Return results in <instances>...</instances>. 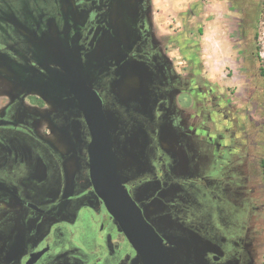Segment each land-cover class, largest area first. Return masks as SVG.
Returning a JSON list of instances; mask_svg holds the SVG:
<instances>
[{
	"label": "rangeland",
	"instance_id": "1",
	"mask_svg": "<svg viewBox=\"0 0 264 264\" xmlns=\"http://www.w3.org/2000/svg\"><path fill=\"white\" fill-rule=\"evenodd\" d=\"M73 1L75 5L79 3V0ZM156 2L160 3L158 0ZM80 4L86 5V8L76 6L75 9L68 8L62 12L63 15L67 13L70 18L65 22L53 24L54 19L48 20L42 30L44 42L34 49V61L71 64L79 75H88L100 81L105 79L109 84L127 77L119 83L123 85L125 96H117L128 99L121 102L113 95L106 110L117 151L120 176L124 183H137L134 195L148 219L166 238L173 264H215L212 256L222 255V252L216 250V244H221L223 234V199L216 178L222 176L221 165L232 157L230 153H238L246 146L245 124L239 110L244 103L243 97L252 92L253 86L264 95V0H240L232 3L223 0H197L185 12L184 19L190 24L183 28V32H186L189 42H194L187 48L192 46L196 50L197 67L194 68V62H184L182 67L189 69L184 82L190 83L191 77H196V82L204 93L202 116L198 120L199 136L196 139L198 146L205 151H192L198 146L192 139L194 137L186 136L184 144L188 151H176L178 162L172 167V175L163 174V179L158 180L152 179L155 173L152 164L153 161L157 163L158 155L155 151L146 150L151 149L147 130L157 114L153 113V107H157L162 100H167L166 96L170 102L173 101V93L160 87L163 79L159 73L169 67V61L161 55L164 48L169 47L173 52L175 45L169 42V36H166L168 34H164L162 29L159 34L153 26L156 14H153L152 0H80ZM104 5L107 7L103 8ZM243 9L249 16L244 18L246 23L238 30L226 22V17L232 14L240 23L245 17ZM21 12L22 7L16 0H0V43L16 35L14 29L5 24V18ZM253 13H256L257 20L251 24L250 14ZM73 14L79 16L73 18ZM195 15L198 19L194 20ZM90 17L95 18V22H89ZM160 17L163 20L167 18L163 15ZM74 33H79L80 36L73 38ZM228 47V50L224 49ZM153 50L157 59L149 60ZM0 59L3 58L0 56ZM153 63H156L155 67ZM18 64L20 65L13 62V67ZM152 69H155L154 73ZM44 78L49 80L50 85L52 83L51 93L55 96V102L49 101L51 107H44L43 114L51 111L55 113V123L62 132L65 131L61 135L55 130V140L59 142L55 141V144H60L57 145L58 150L66 153L58 170L55 169V177L63 185L65 183L69 186V193H61L59 198L61 201L76 198L75 205L72 204L71 207L74 215L79 213L80 207H88L87 202L90 200L98 203L88 183L87 145L90 137L83 123L82 112L68 91L62 75L51 71ZM27 80L36 85L43 82L38 77H28ZM139 83H142V88L137 98L138 90L135 89ZM90 84L98 90L91 82ZM154 84L160 86L154 88ZM23 100L18 101L22 109ZM233 100L236 101V109L232 105ZM6 102L9 104L12 100ZM27 106L31 114L40 115L36 106ZM165 106L166 104H161L160 109ZM250 110L255 124L264 127L263 106L257 107L251 103ZM125 119L128 123H124ZM135 119L141 127H137ZM255 130L258 129L251 128L249 132L253 133ZM131 131L132 134L128 135ZM160 131L161 140H169L167 132L163 134V131L168 130L163 127ZM252 138L255 142L252 155L264 158V145L259 142L260 135L254 132ZM256 161L257 157L254 162ZM145 179L144 183L139 184ZM38 189V195L49 194L44 185ZM56 195L55 189V198ZM5 208L7 205L0 203V211H6ZM59 213L61 215L62 212ZM52 215H55V211ZM20 217L10 223L16 228L19 224H27L30 234L38 228L50 233L55 223L64 221L63 218L54 217L55 220L41 224L40 219L30 214ZM81 217L82 220H77L74 232L71 233L74 249L87 261L101 259L102 262L108 260L110 264H114V255L108 250L112 237L106 232L99 234L100 227L95 224L98 219L88 220L84 214ZM17 232L18 230L15 233ZM228 232H231L230 228ZM128 251L132 253L130 264H140L135 251ZM225 253L230 259L237 253V248L229 244ZM2 260L1 264H14L7 263L4 258Z\"/></svg>",
	"mask_w": 264,
	"mask_h": 264
},
{
	"label": "flooded vegetation",
	"instance_id": "2",
	"mask_svg": "<svg viewBox=\"0 0 264 264\" xmlns=\"http://www.w3.org/2000/svg\"><path fill=\"white\" fill-rule=\"evenodd\" d=\"M223 1L228 3L240 2V0ZM16 3L22 7V12L5 18V24L9 28H13L16 35L0 43V56L3 58L0 59V203L7 205L6 211H0V264L3 263L2 258L7 263L14 262V264H110L108 260L102 262L101 259L87 261L84 256L74 249L71 233L74 232L77 220H82V214L88 220L98 219L95 224L98 228L100 227L99 234L106 232L112 237L113 242L110 241L108 250L114 255L113 263L130 264L132 253L128 250L132 249L133 251L134 248L107 212L102 200L95 194L91 183L88 154L92 142L91 133L84 118L83 109L70 90L66 71L72 72L78 78L86 79L89 85L96 90L90 84L91 82L99 90H96V92L101 97L105 110L108 109V102L113 97L121 102L128 99H121L114 90V86L127 79V77L109 84V81L105 82V79L100 81L88 75H79L74 68L75 66L71 64L59 65L54 62L41 63L34 61V49L44 42L42 30L47 25L48 20L54 19L53 24H58L60 21L65 22L70 18L67 13L63 15V11L68 8L75 9L76 6H79L80 9L86 8V5H81L80 0L77 5L73 4V0H16ZM106 7L107 5H104L103 8ZM242 12L245 17L241 19L239 30L246 23L244 18L249 16L245 9ZM77 16L79 14L72 15L73 18ZM92 21L95 22V18L90 17L89 22ZM67 34L69 35L70 32ZM77 35L79 33H74L72 37L75 38ZM44 47H48V45H44ZM155 54L153 50V55H150L149 60H153ZM13 62H18L20 65L13 67ZM41 65L43 66L41 67ZM153 66L155 67L156 63H153ZM152 70L154 73L155 69ZM51 71H55L57 75H62L64 78L68 91L74 97L82 112L83 123L90 137L87 145L88 183L96 195L98 203L92 199L87 202L88 207H80L79 213H74V215L71 213V207L72 204L75 205L76 198L61 201L60 194L67 193L69 186L65 183L63 185L55 174V169L58 170L60 163L64 160L63 156L66 155V153H61L58 150L57 145L60 146V144H55V141H57L55 140V130L59 134L65 131L62 132V129L55 123V113L51 111L43 114L44 107H51L48 102H55V96L51 93L53 92L52 83L50 85L49 80L44 78ZM159 74L161 75V73ZM28 77H38L43 82L36 85L33 81L27 80ZM164 83L161 87H164ZM140 88L142 87L135 89L138 90L136 92L137 98ZM253 88L251 93H247L243 97L244 103L242 108L239 109L241 119L245 124L246 146L238 153H230L232 157L227 160V163L221 165L222 176L216 178L223 199V215H221L223 234L221 244H216V250L222 252V255L212 256L215 264H264V158L256 155L257 161L254 162L256 157L252 155V148L255 146L252 135L254 132L260 135L259 142L264 145V131H262L264 127L261 128L255 124L250 110L251 103H254L257 107L262 105L264 108V95L257 87L253 86ZM164 90L169 92L166 87H164ZM166 98L167 100H162L157 107H153V113L157 114L151 122L153 123L152 126H149L147 130L148 143L151 145L149 146L151 149L146 150L155 151L154 153L158 155L156 158L157 163L155 162V164L153 161L152 164L155 171L152 179L155 180L163 179V174L172 175V167L174 168L175 165L171 155L172 152L167 151L161 141L162 131H160V128H163L164 124H168L166 123L168 121V107H171L168 96ZM9 99L12 102L7 104L6 101ZM20 100H23L24 109L19 107L21 106V103L18 102ZM27 104L36 106L40 115L31 114L28 111ZM161 104H166V106L160 109ZM232 105L236 109L235 100H233ZM135 121L138 125V120L135 119ZM124 123H128V121L125 119ZM139 126L141 127V125L137 127ZM255 127L259 131L249 132L251 128ZM178 130V134L183 140L188 135L194 137L191 133H185L184 129L185 136H183L182 126H178ZM130 134H132V131L128 133V135ZM192 139L195 140L198 146V139L196 137ZM57 143L59 142L57 141ZM114 149L118 165L115 142ZM203 150L200 146H195L192 151ZM183 151H188L187 147ZM146 180L140 181L139 184L144 183ZM28 183L35 185L28 186ZM43 185L48 188L49 194L38 195V188ZM125 185L142 208L139 200L134 195V188L137 183L131 185L125 183ZM55 189L57 190L56 198ZM84 204L87 205L85 202ZM142 210L146 215L145 210L143 208ZM54 211L55 215H52ZM59 212H62V216ZM29 214L40 219L41 224L49 220H55L54 217L63 218L62 220L67 222L55 223V227L52 226L50 233L43 231L41 228L36 229V227V231L31 234L28 233L27 224H19V227L16 228L10 223L13 219H20V216L25 217ZM43 219L46 221L42 222ZM149 222L164 238L167 245L166 238L150 220ZM228 228L231 229V232H228ZM83 229L85 230V228ZM16 230H18L17 233H15ZM229 244L237 248V253L230 259L227 258L225 253ZM135 253L138 255L136 251ZM112 256H109V258Z\"/></svg>",
	"mask_w": 264,
	"mask_h": 264
},
{
	"label": "water",
	"instance_id": "3",
	"mask_svg": "<svg viewBox=\"0 0 264 264\" xmlns=\"http://www.w3.org/2000/svg\"><path fill=\"white\" fill-rule=\"evenodd\" d=\"M66 77L91 133L88 154L95 194L145 264H173L164 238L149 222L119 174L110 123L101 97L86 79L69 71Z\"/></svg>",
	"mask_w": 264,
	"mask_h": 264
},
{
	"label": "crops",
	"instance_id": "4",
	"mask_svg": "<svg viewBox=\"0 0 264 264\" xmlns=\"http://www.w3.org/2000/svg\"><path fill=\"white\" fill-rule=\"evenodd\" d=\"M156 1L157 0H152L153 14H156L153 26L157 28L159 34H161V29L164 31V34H168L166 36H169V42L175 45L173 52H171L169 47H165L161 54L163 58L165 57V59L169 61V63H167L169 64V67L161 70L162 79L163 82H165L164 87H166L167 91L173 93V101L171 102V107H168L167 113L168 121L166 123H168V126L166 127L169 129L165 127L167 124H164V129L168 131H163V134H166L167 132L169 140L161 141L163 147L167 151L172 152V159L176 164V162H178L176 161V151H183L187 147L184 144V140L181 139L178 134V126H182L181 131L183 136H185L184 131L185 133H191L194 137L199 136L197 133L198 120L202 116L201 110L203 108L202 103L204 102V93L201 90L199 83L196 82V77L192 76L190 83L183 82L189 73V69L182 67L184 62L186 64L188 62H194V68L196 69L197 67L196 50L194 48L192 49V46L187 48V46L191 45L190 43L193 41L189 42L186 32H183V28L187 24H190L188 20L184 19V14L194 2H197V0H158L160 3H157ZM161 15L166 16L167 18L165 20L167 21L161 19ZM196 18L198 19V16L195 15L194 20ZM236 19L237 18L232 14H228L226 22L239 30L241 23L238 22L239 19ZM192 44H194V42ZM224 49L228 50L229 47ZM161 55L158 56L159 59L161 58ZM154 59H157L156 55L154 56ZM175 78H177V80H175ZM158 86H160V84L153 85L154 88ZM138 87H142V83H139Z\"/></svg>",
	"mask_w": 264,
	"mask_h": 264
},
{
	"label": "bare ground",
	"instance_id": "5",
	"mask_svg": "<svg viewBox=\"0 0 264 264\" xmlns=\"http://www.w3.org/2000/svg\"><path fill=\"white\" fill-rule=\"evenodd\" d=\"M115 92L120 96V97H124L125 95H124V93H123V85L122 84H119V85H117V86H115ZM138 258V262L140 263V264H145L144 263V261H143V259L141 258V257H137Z\"/></svg>",
	"mask_w": 264,
	"mask_h": 264
},
{
	"label": "trees",
	"instance_id": "6",
	"mask_svg": "<svg viewBox=\"0 0 264 264\" xmlns=\"http://www.w3.org/2000/svg\"><path fill=\"white\" fill-rule=\"evenodd\" d=\"M256 20H257V18H256V13L250 14V21H251V24H254Z\"/></svg>",
	"mask_w": 264,
	"mask_h": 264
}]
</instances>
